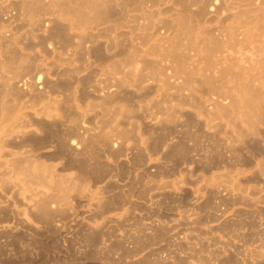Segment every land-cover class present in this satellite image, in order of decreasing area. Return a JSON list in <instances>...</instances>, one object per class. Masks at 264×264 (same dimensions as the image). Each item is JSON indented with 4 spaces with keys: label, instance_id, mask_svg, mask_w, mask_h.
I'll use <instances>...</instances> for the list:
<instances>
[{
    "label": "rangeland",
    "instance_id": "rangeland-1",
    "mask_svg": "<svg viewBox=\"0 0 264 264\" xmlns=\"http://www.w3.org/2000/svg\"><path fill=\"white\" fill-rule=\"evenodd\" d=\"M74 1L0 0V264H264V110L220 76L264 0Z\"/></svg>",
    "mask_w": 264,
    "mask_h": 264
},
{
    "label": "bare ground",
    "instance_id": "bare-ground-1",
    "mask_svg": "<svg viewBox=\"0 0 264 264\" xmlns=\"http://www.w3.org/2000/svg\"><path fill=\"white\" fill-rule=\"evenodd\" d=\"M107 1L108 0H76L69 7L66 17L68 21H70L73 25L82 26L83 24H85L87 20V14L89 13V11L93 9L96 10L97 8H102L106 6ZM246 26H247L246 34L243 40L241 41V44L246 49L243 47L245 50L238 52L237 58H233V57L229 58L230 63L226 67H223L220 70V76H221V83L223 82L226 83V81H229V83L231 82L233 83V89L236 90V93L238 94L239 98L231 102V108L236 109L237 111L242 113L244 115L243 119H244L245 125H247L248 127H251L254 125V119H255L254 117L257 115V113L259 114L260 111L262 112L264 110V100L261 97V93L264 91V14H263V11L255 15L251 19V22L247 23ZM230 39H231V42L234 44V46L239 45L235 41L236 39L235 34H233L230 37ZM215 50H216V47H214L213 49L208 48V49L202 50V53L206 56L205 67L209 71L213 70L214 65H216V60L214 61L212 59L213 53ZM241 62H244V64H241ZM185 73H187V75L192 74L191 72L190 73L186 72L185 66L181 63L180 65H178L176 69V74H185ZM216 75H219V74H216ZM213 87L215 89H219L216 86H213ZM6 110L8 111V109ZM8 113L7 112L3 113L2 122H8L10 120V113L9 114ZM261 119H264V117H262ZM42 166L35 165L31 169L29 167H21L20 175L28 179H31L32 181H35L36 178L40 179V182L38 181L40 187L41 186L42 187L48 186L50 188L52 187L58 192L60 197L62 198L65 197L66 187H65L63 180L52 179L54 181L51 183V185H48L46 181L47 179L46 174ZM49 176L52 177L51 174Z\"/></svg>",
    "mask_w": 264,
    "mask_h": 264
}]
</instances>
